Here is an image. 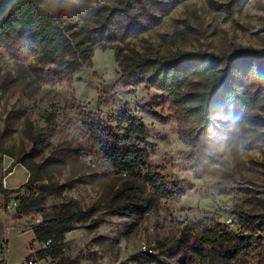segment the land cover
Masks as SVG:
<instances>
[{
  "label": "rangeland",
  "instance_id": "1",
  "mask_svg": "<svg viewBox=\"0 0 264 264\" xmlns=\"http://www.w3.org/2000/svg\"><path fill=\"white\" fill-rule=\"evenodd\" d=\"M74 8L56 20L67 51L49 65L13 54L0 37L4 255L28 264L39 249L32 230L42 227L61 233L62 254L33 264H190L184 229L191 243L202 225L232 218L239 233L245 218L264 214V63L246 77L252 109L216 117L209 135L129 76L130 65L264 51V0H135L129 12L121 0H83ZM4 15L14 41L35 48V18L18 0ZM125 115L144 128L146 166L134 177L99 146L101 131ZM14 198L18 207L5 212ZM258 240L264 254V235Z\"/></svg>",
  "mask_w": 264,
  "mask_h": 264
},
{
  "label": "trees",
  "instance_id": "2",
  "mask_svg": "<svg viewBox=\"0 0 264 264\" xmlns=\"http://www.w3.org/2000/svg\"><path fill=\"white\" fill-rule=\"evenodd\" d=\"M8 1L0 0V37L12 53L20 55L22 52L23 57H33L42 65L51 64L55 58L61 60L67 46L56 20L63 19L66 13H73L74 2L83 0H18L22 9L36 20L35 48L20 46L14 41V30L4 15ZM134 1L121 0L123 11L129 12ZM257 63H264V51L241 48L222 55L181 53L156 62H133L128 74L139 84L166 96L175 105L180 121L191 122L209 135L216 117L231 114L244 117L252 109L254 99L246 92V77ZM114 124L113 129L101 131L100 151L118 172L137 176L146 166L144 128L133 115L118 116ZM128 188L126 185L125 189ZM23 205L25 207V200L19 209ZM243 221L253 227L249 229L243 222L244 230L235 233L218 222L202 225L191 243L185 238L191 231L184 229L181 243L189 246L192 255L188 262L264 264V254L258 248V235H264V214ZM32 232L38 240L51 239V246L38 251L27 261H55L61 256L63 238L59 231L39 227Z\"/></svg>",
  "mask_w": 264,
  "mask_h": 264
},
{
  "label": "built area",
  "instance_id": "3",
  "mask_svg": "<svg viewBox=\"0 0 264 264\" xmlns=\"http://www.w3.org/2000/svg\"><path fill=\"white\" fill-rule=\"evenodd\" d=\"M18 205H19L18 200L16 198L9 199L7 202L4 203L3 210H5V212H7V213H11L12 211H14L18 207ZM222 224L230 230H232L233 228L236 227V224L232 218H227L226 220H224L222 222ZM34 243H37L38 248H39L37 251L35 250V253H34V255H35L38 251L44 250V249L50 247L51 246V239L38 240L37 238L34 237V239L32 240L31 246H33ZM4 250H5V246L1 242L0 243V264H9L7 261L6 255H4ZM33 263H34L33 259L28 261V264H33Z\"/></svg>",
  "mask_w": 264,
  "mask_h": 264
},
{
  "label": "clouds",
  "instance_id": "4",
  "mask_svg": "<svg viewBox=\"0 0 264 264\" xmlns=\"http://www.w3.org/2000/svg\"><path fill=\"white\" fill-rule=\"evenodd\" d=\"M240 151L242 152L243 151V148L241 147Z\"/></svg>",
  "mask_w": 264,
  "mask_h": 264
},
{
  "label": "crops",
  "instance_id": "5",
  "mask_svg": "<svg viewBox=\"0 0 264 264\" xmlns=\"http://www.w3.org/2000/svg\"><path fill=\"white\" fill-rule=\"evenodd\" d=\"M0 196H2L1 194H0ZM3 198V197H2Z\"/></svg>",
  "mask_w": 264,
  "mask_h": 264
},
{
  "label": "water",
  "instance_id": "6",
  "mask_svg": "<svg viewBox=\"0 0 264 264\" xmlns=\"http://www.w3.org/2000/svg\"><path fill=\"white\" fill-rule=\"evenodd\" d=\"M259 236H261V235H259Z\"/></svg>",
  "mask_w": 264,
  "mask_h": 264
}]
</instances>
